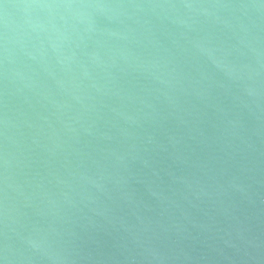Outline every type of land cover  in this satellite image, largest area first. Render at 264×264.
Returning <instances> with one entry per match:
<instances>
[{"label":"water","instance_id":"95a60500","mask_svg":"<svg viewBox=\"0 0 264 264\" xmlns=\"http://www.w3.org/2000/svg\"><path fill=\"white\" fill-rule=\"evenodd\" d=\"M0 264H264V0H0Z\"/></svg>","mask_w":264,"mask_h":264}]
</instances>
